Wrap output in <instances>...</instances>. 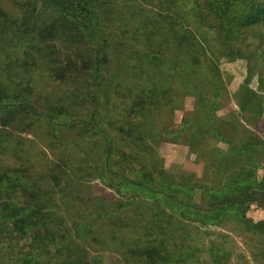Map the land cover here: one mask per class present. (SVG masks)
<instances>
[{
	"label": "trees",
	"instance_id": "16d2710c",
	"mask_svg": "<svg viewBox=\"0 0 264 264\" xmlns=\"http://www.w3.org/2000/svg\"><path fill=\"white\" fill-rule=\"evenodd\" d=\"M223 57L245 59L233 97L262 117L264 0H0V264H107L111 246L113 264H202L206 247L230 264L187 227L227 216L262 260L264 220L248 212L264 208V136L235 117L151 127L186 94L215 118ZM165 141L197 152L204 176L169 172ZM229 178L245 192L221 196ZM96 179L118 198L93 196Z\"/></svg>",
	"mask_w": 264,
	"mask_h": 264
},
{
	"label": "rangeland",
	"instance_id": "374dc122",
	"mask_svg": "<svg viewBox=\"0 0 264 264\" xmlns=\"http://www.w3.org/2000/svg\"><path fill=\"white\" fill-rule=\"evenodd\" d=\"M142 10L141 4H133L132 12H140ZM218 67V74L220 77V82H222L226 87V92L223 94V97L219 99L216 104L210 106L214 109L213 115L215 118H212L206 114V111L199 106L200 103L197 100V97L186 94L177 99L175 105L166 107L161 111H158V115L153 117V122L151 127L153 130L157 129L159 126L171 125L173 123H181L184 118L193 119L194 121H198L205 124L210 120H217V118H226L228 120H233L234 122L239 123L241 126H248L255 133L264 136V115L262 117H256L252 115L249 119H245L244 115L241 114V109L237 104L233 95L239 90L245 76L247 73L246 61L245 59H234L227 60L226 58H220ZM117 68V67H116ZM251 87L254 89H258V78L255 76L252 80ZM203 106L206 108L209 107V102L204 101ZM207 109V110H208ZM247 116H250L247 114ZM258 120V123L255 122ZM236 123V124H237ZM242 128V127H241ZM189 129L187 133L189 134ZM196 129L193 128L191 131L195 133ZM23 135L31 136L30 134L24 133ZM230 136L233 134L230 133ZM241 135H239V138ZM206 141V149L212 147L210 140ZM42 145V144H41ZM218 145L226 147L225 143L218 142ZM45 148V146L43 147ZM157 149L160 155L163 158V164L165 168L173 173L176 176H180L181 174H194L195 177L204 176L205 172V160L198 159V153L194 152L187 144L182 143H171V142H160L157 145ZM204 149V148H203ZM202 149V150H203ZM47 152H50L49 149H46ZM201 152V149H199ZM234 181L232 179H228L224 182L221 187V196L233 194L239 196L245 192L244 184L241 183V186L234 187ZM92 184L93 188L90 193L97 197L98 193L104 196L107 201L113 202L118 198L116 191L106 185L103 184L100 180H94L88 185ZM248 217L254 221L264 220V208H256L253 207L248 212ZM195 224H188V239L193 241V238L198 246H209L212 240L218 242V245L222 248L225 246L230 249L232 252L230 264H263L264 258L260 261H256L254 253L259 252L258 247V239L254 238L250 233L243 230V227L237 224L233 218L227 216L220 226H207L201 227L199 230L195 228ZM201 253V261L202 264H216L210 262V253L206 248L202 249ZM107 252V264L114 263V255L119 256V253L115 251L112 246L108 249ZM113 252V253H112ZM113 256V257H112ZM185 263L181 264H195L194 260L188 259ZM177 264V263H173Z\"/></svg>",
	"mask_w": 264,
	"mask_h": 264
},
{
	"label": "crops",
	"instance_id": "0c3cea01",
	"mask_svg": "<svg viewBox=\"0 0 264 264\" xmlns=\"http://www.w3.org/2000/svg\"><path fill=\"white\" fill-rule=\"evenodd\" d=\"M260 209V208H259Z\"/></svg>",
	"mask_w": 264,
	"mask_h": 264
}]
</instances>
